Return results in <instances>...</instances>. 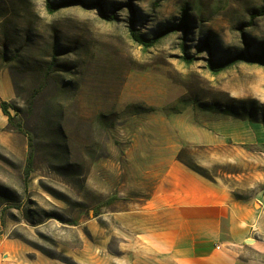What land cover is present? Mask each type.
<instances>
[{
    "label": "rangeland",
    "instance_id": "obj_1",
    "mask_svg": "<svg viewBox=\"0 0 264 264\" xmlns=\"http://www.w3.org/2000/svg\"><path fill=\"white\" fill-rule=\"evenodd\" d=\"M49 3L65 6L50 11ZM263 7L264 0H0V100L12 117L0 110V264H120L124 223L136 232L156 223L145 206L169 134L205 113L231 116L209 105L264 123V66L242 63L219 75L207 68L209 58L264 52V16H256ZM184 20L187 28L149 49L130 37L132 24L152 38ZM225 151L217 149L209 168L191 149L178 159L236 196L264 190L227 177L239 156L224 164Z\"/></svg>",
    "mask_w": 264,
    "mask_h": 264
},
{
    "label": "crops",
    "instance_id": "obj_2",
    "mask_svg": "<svg viewBox=\"0 0 264 264\" xmlns=\"http://www.w3.org/2000/svg\"><path fill=\"white\" fill-rule=\"evenodd\" d=\"M200 121L168 135L158 162L164 168L145 206L156 223L137 232L124 223L120 264H264V190L238 198L228 183L178 159L191 149L209 168L224 147V164L239 156V170L227 177L239 186H264V123L206 113Z\"/></svg>",
    "mask_w": 264,
    "mask_h": 264
},
{
    "label": "trees",
    "instance_id": "obj_3",
    "mask_svg": "<svg viewBox=\"0 0 264 264\" xmlns=\"http://www.w3.org/2000/svg\"><path fill=\"white\" fill-rule=\"evenodd\" d=\"M63 6H65V5L64 4L63 5L58 4L57 6H52L51 3L48 4V8L50 9V11H56V10L60 9V7H63ZM256 16H259V17L264 16V7L261 11H259L258 15H256ZM256 16H254V17H256ZM104 19L114 20L112 15H109V16L104 15ZM178 28H183V29L187 28L186 21L184 20L179 25H171L169 28H167L166 30L164 29V30L160 31L159 33H157L156 36H154L152 38H147L145 35L141 34L133 24L130 27L129 33H130L131 39L135 43L149 49V48L154 47L163 36L165 37L169 33L176 31V29H178ZM186 49H187L186 46L183 45L182 51L184 53V56H182V60L186 64L191 65L194 62L195 57L188 55L186 52ZM242 63H247L250 65L264 66V52L251 54L249 51H240V52L236 53L235 55H231V56L227 57L224 60H215L213 58H209L207 61V64H208L207 68L209 69V71L212 74L219 75L220 73L226 71L227 69L234 68L237 65L242 64ZM0 108L3 111V114L6 115L7 118L11 121L12 117L9 114L11 104H9L7 101L0 100ZM205 109L206 110H212L216 113H225V114L231 115V116L236 117V118H243V117H241L242 116L241 113H239V111H237V109H235V107L221 111L219 108H214L213 106L209 105V106L205 107ZM192 169H194V168H192ZM236 197L240 198V196H236Z\"/></svg>",
    "mask_w": 264,
    "mask_h": 264
},
{
    "label": "water",
    "instance_id": "obj_4",
    "mask_svg": "<svg viewBox=\"0 0 264 264\" xmlns=\"http://www.w3.org/2000/svg\"><path fill=\"white\" fill-rule=\"evenodd\" d=\"M248 243L251 242V241H247Z\"/></svg>",
    "mask_w": 264,
    "mask_h": 264
}]
</instances>
